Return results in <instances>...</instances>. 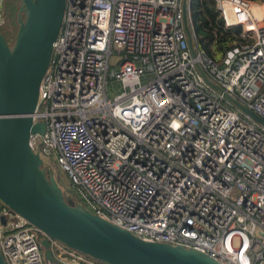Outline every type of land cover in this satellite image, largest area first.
<instances>
[{"label": "built area", "instance_id": "1", "mask_svg": "<svg viewBox=\"0 0 264 264\" xmlns=\"http://www.w3.org/2000/svg\"><path fill=\"white\" fill-rule=\"evenodd\" d=\"M215 1L242 41L212 57L192 53L184 0H67L34 117L47 129L30 146L87 211L137 238L264 264V126L229 99L264 119V0ZM2 216L6 264H49L48 237ZM50 249L61 264H102Z\"/></svg>", "mask_w": 264, "mask_h": 264}, {"label": "water", "instance_id": "2", "mask_svg": "<svg viewBox=\"0 0 264 264\" xmlns=\"http://www.w3.org/2000/svg\"><path fill=\"white\" fill-rule=\"evenodd\" d=\"M66 2L21 0L13 47L0 31V203L48 237L43 240V246L49 264H61L52 254L50 239L102 264H219L192 249L145 242L73 206L66 200L54 172L45 169L40 154L32 150L31 136L44 134L47 129L45 123H35L34 117L54 44L63 26ZM187 2L184 0L186 32L196 56ZM229 99L264 126L263 118L234 98ZM0 221L4 226L8 222L6 216ZM0 264H6L1 250Z\"/></svg>", "mask_w": 264, "mask_h": 264}, {"label": "trees", "instance_id": "3", "mask_svg": "<svg viewBox=\"0 0 264 264\" xmlns=\"http://www.w3.org/2000/svg\"><path fill=\"white\" fill-rule=\"evenodd\" d=\"M20 7L21 0H5L4 11L2 13L3 23L0 24V31L10 47L14 46L17 37ZM190 14L194 45L198 48V51L204 52L212 57L215 55L222 56L234 43L242 41L240 27H225L217 11L215 0H191ZM23 18H25V15H23ZM62 188L68 202V196L75 200L74 195L67 188ZM0 206L5 207L3 204Z\"/></svg>", "mask_w": 264, "mask_h": 264}, {"label": "rangeland", "instance_id": "4", "mask_svg": "<svg viewBox=\"0 0 264 264\" xmlns=\"http://www.w3.org/2000/svg\"><path fill=\"white\" fill-rule=\"evenodd\" d=\"M255 2L257 3V2H260V1L258 0V1H255ZM0 21H1V19H0ZM2 22H3V21H2ZM53 171L55 172L56 177H57V179H58L60 185H61L62 187H65V188H67V189L69 190V187H68L69 182H68V179H67L66 175H65L64 173H62V172L59 170V168H57V167H55ZM46 173H47V172H46ZM69 202H70L73 206H75V207H78V208H80V209H82V210H87V209H86L83 205H81L77 200H74V199H73V200H69Z\"/></svg>", "mask_w": 264, "mask_h": 264}, {"label": "bare ground", "instance_id": "5", "mask_svg": "<svg viewBox=\"0 0 264 264\" xmlns=\"http://www.w3.org/2000/svg\"><path fill=\"white\" fill-rule=\"evenodd\" d=\"M255 11L257 14L261 17V15L264 13V10L260 7H255Z\"/></svg>", "mask_w": 264, "mask_h": 264}, {"label": "flooded vegetation", "instance_id": "6", "mask_svg": "<svg viewBox=\"0 0 264 264\" xmlns=\"http://www.w3.org/2000/svg\"><path fill=\"white\" fill-rule=\"evenodd\" d=\"M46 169V168H45ZM51 171H53V170H51ZM54 172V171H53ZM54 174H55V172H54ZM55 177H56V175H55ZM56 179H57V177H56ZM68 198H69V200H73L72 199V197H70V196H68Z\"/></svg>", "mask_w": 264, "mask_h": 264}]
</instances>
